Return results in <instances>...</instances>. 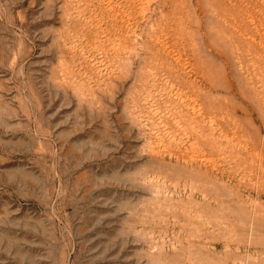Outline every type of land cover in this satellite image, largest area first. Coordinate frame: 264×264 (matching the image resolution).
I'll return each instance as SVG.
<instances>
[{"label":"rangeland","instance_id":"rangeland-1","mask_svg":"<svg viewBox=\"0 0 264 264\" xmlns=\"http://www.w3.org/2000/svg\"><path fill=\"white\" fill-rule=\"evenodd\" d=\"M0 264H264V0H0Z\"/></svg>","mask_w":264,"mask_h":264}]
</instances>
